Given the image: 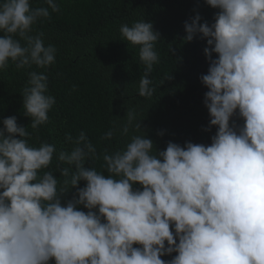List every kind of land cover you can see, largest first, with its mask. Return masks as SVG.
Returning a JSON list of instances; mask_svg holds the SVG:
<instances>
[{
	"label": "clouds",
	"instance_id": "1",
	"mask_svg": "<svg viewBox=\"0 0 264 264\" xmlns=\"http://www.w3.org/2000/svg\"><path fill=\"white\" fill-rule=\"evenodd\" d=\"M205 3L218 9L214 22L200 23L196 14L185 22L183 40H206L209 67L200 80L208 89V129L217 128L210 145L168 142L157 151L129 109L122 126L102 139L128 136L130 129L141 134L105 150L98 171L85 167L99 158L85 132L75 139L66 134L73 147L58 151L52 143L30 144L15 116L3 119L0 264H264V0ZM59 11L58 0L39 6L0 0V72L55 63L56 47L45 46L42 32L33 33L38 21ZM119 32L138 47L144 65L138 95L151 97L160 34L144 19L122 24ZM27 75L22 106L38 130L49 122L56 99L46 73ZM54 155L67 165L58 168L63 180L50 168ZM80 181L86 184L77 188ZM71 188H77L73 198L62 204ZM172 253L170 260L161 258Z\"/></svg>",
	"mask_w": 264,
	"mask_h": 264
},
{
	"label": "trees",
	"instance_id": "2",
	"mask_svg": "<svg viewBox=\"0 0 264 264\" xmlns=\"http://www.w3.org/2000/svg\"><path fill=\"white\" fill-rule=\"evenodd\" d=\"M58 3L60 11L51 13L50 19L38 21L33 33L42 32L45 46L56 47L55 63L47 69L33 66L16 70L10 65L0 72V127L3 119L15 116L17 124L30 133V144L39 146L48 142L55 144L58 151L73 147L65 142L66 134L75 139L83 131L96 146L99 157L86 161L85 167L98 171H102L105 150L122 148L131 135L141 134L130 129L128 136L117 133L111 140L102 139L109 129L122 126L129 109H135L141 132L153 141L157 151L164 150L168 142L181 146L186 142L210 145L217 128L208 129L210 117L204 105L208 89L200 80L209 67L203 51L206 40L197 35L191 42H185L183 37L186 21L199 14L200 23L211 24L218 9L208 6L205 0H58ZM40 4L43 0H33L34 6ZM140 19L152 22L153 29L160 34L157 43L160 66L153 65L149 75L155 92L148 98L138 95L139 80L144 74L138 47L123 40L119 32L122 24L131 25ZM212 58H216L215 53ZM29 71L47 74L49 94L56 99L49 122L38 130L31 128V120L24 115L22 106ZM234 119L238 125L243 124L242 119ZM59 167L67 165L60 164L54 155L50 168L55 178L63 180ZM103 174L108 175L106 171ZM85 184L80 181L77 188ZM133 187L142 190L139 184ZM77 188L64 193L61 203L71 200ZM79 210L88 211L82 205ZM175 255L161 258L170 260Z\"/></svg>",
	"mask_w": 264,
	"mask_h": 264
}]
</instances>
